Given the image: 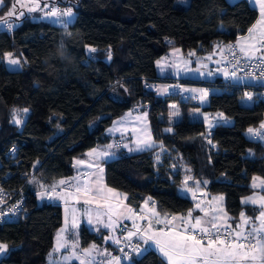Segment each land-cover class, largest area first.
<instances>
[{
	"label": "trees",
	"instance_id": "obj_1",
	"mask_svg": "<svg viewBox=\"0 0 264 264\" xmlns=\"http://www.w3.org/2000/svg\"><path fill=\"white\" fill-rule=\"evenodd\" d=\"M48 1L72 5L73 20L62 25L26 12L16 22L6 15L16 0H4L0 6V18L8 17L13 24L11 30L5 24L0 27V155L15 146L10 165L34 172L24 216L0 229V241L8 246L0 264L47 263L63 223V205L39 202L38 189L75 175L76 157L90 148L112 141L120 146L117 140L122 138L107 130L136 103L147 109L153 139L162 147L129 153L121 146L117 157L104 162L109 186L124 191L133 205L154 201L159 212L186 213L194 200L180 187L191 177L207 181L200 185L209 194L223 195L232 225L241 212L256 219L262 207L245 203L243 197L255 191L254 176L264 178V145L246 131L264 120V82L220 75L210 80L172 79L158 73L156 60L173 47L196 55L213 53L248 33L259 9L249 0ZM6 53L19 58L21 67H9ZM145 79L200 81L216 87L206 105L189 100L203 110L224 113L232 122H219L211 132L200 119L168 123L160 116L159 102L185 94L159 96L144 85ZM246 94L252 103L241 101ZM21 114L26 118L19 128L13 117ZM166 126L172 131H165ZM12 177L15 184L21 181L17 173ZM106 233L83 225L82 245L97 242L110 247L114 256L118 245L106 241ZM123 264L167 261L149 248Z\"/></svg>",
	"mask_w": 264,
	"mask_h": 264
},
{
	"label": "crops",
	"instance_id": "obj_2",
	"mask_svg": "<svg viewBox=\"0 0 264 264\" xmlns=\"http://www.w3.org/2000/svg\"><path fill=\"white\" fill-rule=\"evenodd\" d=\"M229 1L233 2L236 0H229ZM58 8H60L59 10L61 12H63L65 9L64 6H62V7L58 6ZM74 17L75 16H73V18ZM251 35L254 36V34H251ZM243 36H244V38H249L250 34L246 33ZM239 40L240 39H238V41ZM241 42H243V41H241ZM249 42H254V41H249ZM227 46H228V44L224 43L222 45H219L213 53H209L210 58L205 62L206 64L205 63L204 64L196 63L195 58H193L191 56H187V54L184 53L181 48L173 47L166 54H164L160 57V58L167 57V59H166V65L165 66L163 65V70L165 72L158 71V73L165 75V76H169V78H172V79L184 77V78H193V79H197V80H210V79H213L216 76L220 75L225 79L232 80V81H238L237 79L232 78L231 76L223 75V72L219 66L220 59H223L226 55ZM257 48H259V47L257 46ZM261 55H264V50L260 49V51H257L255 53V56H253V57H257V56H261ZM184 56L189 57L191 62L194 64V66L204 67V68L208 69L207 70L208 73L206 75H194V76L183 75L184 73H182V71H183L182 70V67H183L182 66V60H183ZM169 62H170V65L172 66V67H170V70L164 69V67H168ZM209 73H211V74H209ZM243 81L253 82V80L247 79V78H242V82ZM169 84H170L169 81L159 80L157 82L156 93L162 97L166 96L168 94ZM183 84H185V85H183ZM183 84H182V90H183V93L185 94V96L192 97L193 102L200 103L201 105H206L208 102V98H207L208 94L217 89L216 87H212L210 85L201 83L200 81H188V82H185ZM163 89H167V91H164ZM200 90H207V93H208L207 96L204 98L203 102L200 99V96L203 95V93ZM158 106H159V104H158ZM194 107H196V106H194ZM196 108L199 109V107H196ZM145 111L147 112V114ZM203 112L205 113V117H207V120L206 119H200V120H203L205 122L206 129L208 132H211L213 127L219 122H224V123H231L232 122V120L227 118L224 115V113H223V117L227 118V119L221 118L219 116V114L222 112H220V111L211 112V111L203 110ZM216 114H218L217 118L215 117ZM123 116L126 117L125 120L115 118L113 124H129L127 126L126 131H124L126 133L122 132V133H116V135H112L108 132V130H107V132L113 137L118 136L119 138H122V139L124 138V140H126V142L128 143V145H127L128 147H125V148H127V152H129V153L139 152V151H129V149L130 148L135 149L137 142L141 141L140 134H139L140 128H142L143 136L145 134L149 133L148 132V127H149L148 125L150 123H149L148 111L142 105H139L136 107L132 106L131 108H129L125 112V114ZM138 117H139V119H137ZM121 136H123V137H121ZM109 145H111L112 147L109 148L108 147ZM121 146L122 145L118 146L116 143H114V141H112L107 145L94 146V147L90 148L85 155L80 156V157H76V160H75L76 173H75V175H77L79 177L81 184H83L85 182V180H87L88 183L93 188L104 187L105 191L107 189H113L114 193L116 194L112 199L113 205H116L117 203H119L121 205L127 204L131 208L135 209L138 214L144 215L148 219L141 220L138 217H136L134 219H124L122 216L118 218L116 215H112L111 219L114 222L113 227L106 228V227H104V225L109 223V215L107 214L108 209L106 207L98 206V204L95 202H93L91 204H85L84 200L87 197L83 196L82 194L79 195V202H77V199L75 197H67L66 191H64L63 194L65 195L67 202L65 201V199H61V203L63 201L66 202L65 205H64V203L62 204L63 205V223L55 234L54 243H53V246L49 252V254H51V256L48 254V259H47L46 264H96L98 259L100 260V264H112V262L114 260L113 259L114 256L112 254V250L110 249V247L98 244L97 242H92L88 246H83L82 242H81V237H80V228L83 225H87L92 230H106V232H107L106 233V241L113 243L114 245H119L120 242L115 243V241L121 240L120 236L117 232L120 225L126 224V226L128 227V232L129 231L136 232V227L134 225H139L141 227V230L146 229L148 227V223H149V219H150L152 221L153 229H158L161 227L163 228V224H157L155 222L156 217H154L152 215V213L149 212L150 208L154 209L157 213H159L160 219L167 218L170 220L171 217H173V216L187 217L189 210H192L193 218L195 216H201L203 219L207 220L209 217H205L203 212H201L199 209L195 208V205L199 203L202 208L209 210L210 215L215 214V215L223 216L224 219L219 221L220 224L232 225L231 215L227 212V210L225 208L224 197L222 196L223 199L221 200V199H219L221 196H218L221 194H219V193L209 194V192L205 186H201L200 184L197 185V183H195V182H194V207L189 209L186 213L180 214V213L159 212L157 210L156 206L152 205L151 201H147V200H146L147 206H145V201H143L139 206L131 204L127 200V194L124 191L119 190L115 187L109 186L106 182V179H105V163L104 162L109 160V159L117 157L121 151V148H120ZM154 146L162 147V145L158 142H156L155 145L153 144V147ZM93 149L96 150V153L108 152V153H111L112 155L107 156V157H105V156H99L98 157L95 153H93L92 156H89L88 153L92 152ZM140 151H142V150H140ZM78 160H84L85 164H83V165L77 164L76 161H78ZM89 163L95 164V165H97V167H91L90 168L87 166ZM100 169H103V171L101 172ZM97 181H98V183H95ZM43 187H40L38 190L42 191ZM255 189H256L255 190V192H256L257 187H255ZM67 191L75 192L72 190H67ZM108 195H112V194H108ZM185 195H187V194H185ZM247 196H249V195H246L243 197V201L245 203L254 204L250 200H247V198H246ZM44 200H45V198H44ZM102 203L103 202L101 201V204ZM85 209L90 210V215L85 213ZM212 209H216V212L213 213L211 211ZM220 209H223V212H221ZM123 210L124 209L122 207H121V209H119V211H123ZM243 213L245 214L246 217H249L245 212H243ZM90 218L92 221L91 223L88 222ZM249 218H251V217H249ZM174 223L175 224H181V221L177 220V221H174ZM239 223H241L240 218L237 221V223L233 226L236 228V225ZM254 223L260 226L257 219L251 218L249 223L244 225L243 228L244 229H246V228L252 229L254 226ZM62 229L64 231L61 233ZM58 233H60L64 237L65 247L60 248L57 251L56 246H57V235H58ZM109 237H111V238L109 239ZM136 238L139 240L140 244L142 245L140 252H143L144 250H147L149 248H153L156 251H158L160 253V255L167 261L166 257L163 256V254L159 251V249L154 244L149 242V244L145 245L143 240L140 239V233H137ZM93 245H95V247H93ZM128 260L131 261V258ZM257 261H259V260H257ZM114 264H123V263H114Z\"/></svg>",
	"mask_w": 264,
	"mask_h": 264
},
{
	"label": "snow or ice",
	"instance_id": "obj_3",
	"mask_svg": "<svg viewBox=\"0 0 264 264\" xmlns=\"http://www.w3.org/2000/svg\"><path fill=\"white\" fill-rule=\"evenodd\" d=\"M21 0H16V3H20ZM261 5V14L262 19L257 22L259 25H264V0H259ZM4 0H0V6H3ZM16 3L12 4L11 10L6 14L8 17H12L16 14ZM34 9H29V11H33ZM72 8H67L63 12L58 9H51L47 16L56 17L58 22L65 23V21L60 20V17H68L71 18L73 16ZM20 16H23L24 13H19ZM4 24L7 25L8 29L13 28V24L9 23L6 19L0 18ZM255 25L253 29H249L250 36L249 38H240L237 42L239 45V51L243 53L245 58L251 59L255 56L257 51H260V48H257V44L264 47V27L261 28L258 37L252 36L253 30L255 29ZM243 41V42H241ZM254 41V42H249ZM230 49L233 46H228ZM90 52H95L96 49L91 48L89 49ZM8 57V63L10 65H20V60L13 58L12 53L5 54ZM233 58L235 57V52L232 53ZM112 55L111 52L108 53V59L111 60ZM259 59L264 62V56H260ZM159 63V62H158ZM240 64V60L236 59V65ZM241 71L243 69H240ZM211 74V73H209ZM225 75H229L227 72ZM231 77L235 79H240L237 77L236 70L231 72ZM261 75L264 76V69L261 70ZM167 91V89H163ZM203 95L201 97L202 101L207 96V90H200ZM248 98L251 99L250 94ZM175 107V105H173ZM25 113L28 112V109L23 110ZM146 115V114H145ZM173 115H179L178 111L174 112ZM219 116L223 117V113H220ZM15 124H21L23 121L19 118H16L14 115L13 117ZM139 119V117L137 118ZM207 120V117H205ZM227 119V118H224ZM264 128V124L261 125ZM167 132H171L172 129L168 128L165 129ZM248 133L259 135L261 139H264V133H258L256 130L249 128ZM208 143H212L211 140ZM109 148L112 146L109 145ZM124 147H128L124 145ZM153 147V143L151 142L150 138L148 141H138L135 149H129V151H140L151 149ZM15 151V148H13ZM95 153L98 157L99 156H111V153L104 152V153H96V150L93 149L92 152L88 153L89 156H92ZM77 164L83 165L85 164L84 160L76 161ZM88 167H97L95 164L89 163ZM102 172L103 169H100ZM71 180L76 181V183L72 184L69 180H61L59 184L64 185L68 184L70 188H74L75 192L66 191L67 197H75L77 202H79V195H83L87 197L84 200L85 204H91L93 202L97 203L98 206H103L108 209L109 215V223L105 224L104 227L109 228L113 227V221L111 219L112 215H116L118 218L123 217L124 219H134L138 217L141 220L148 219L144 215H140L136 212L135 209L131 208L127 204L121 205L117 203L116 205L112 204V199L116 195L113 189H107L105 191L104 187H97L93 188L87 180L83 184L79 182L78 177L70 178ZM191 179V177H186L185 185L187 186V180ZM95 183H98L95 182ZM200 183L207 184V181H198L197 185ZM43 187V185H41ZM55 192L56 196L60 199H65L66 197L61 192H56V186L53 185L51 188V192H44L41 191L38 193L39 197H44L48 195L51 198V193ZM112 194V195H108ZM151 199V198H149ZM219 199H223L220 197ZM252 203H256L257 201L251 199ZM101 201L103 202L101 204ZM260 203L262 207H264V197L260 198ZM145 206H147V201H145ZM121 207L124 209L123 211H119ZM196 209H199L201 212L204 213L205 217H209L207 220L203 219L201 216H195L193 218L192 210H189L187 217H177L173 216L171 219H160L159 213H157L154 209L150 208L149 212L152 213L154 217H156L155 222L157 224H164V228L153 229L152 221L149 219L148 227L146 229L141 230L139 225H134L136 227V232L129 231L127 233L126 239L131 240L137 233H140V239L143 240L145 245L151 242L154 244L159 251L163 254L164 257L167 259V264H241L242 261H256L259 260L260 264H264V211H261L259 216L256 217L257 220L260 221V227L256 228L253 227L250 231L245 232L243 226L248 224L250 219L246 217L243 212L240 214L241 223L236 225L237 230H231V225H222L219 221L223 220V216L219 215H210L209 210L204 209L198 203L195 205ZM17 210V206H14L12 209L13 214ZM213 213L216 212V209L211 210ZM223 212V209H220ZM85 213L90 215V210L85 209ZM7 213L0 211V216H6ZM99 215V214H98ZM180 220L181 224H175L174 221ZM91 223V218L88 221ZM169 225H171L169 227ZM221 228H223V233H221ZM64 230H61V233ZM231 237V239H230ZM111 237H109L110 239ZM255 241V243H253ZM119 240H116L115 243H119ZM65 247L64 237L58 233L57 235V246L56 250L58 251L60 248ZM95 247V245H93ZM7 248L6 245L0 244V253H3ZM51 256V254H49ZM113 259L119 261L120 257H114Z\"/></svg>",
	"mask_w": 264,
	"mask_h": 264
},
{
	"label": "built area",
	"instance_id": "obj_4",
	"mask_svg": "<svg viewBox=\"0 0 264 264\" xmlns=\"http://www.w3.org/2000/svg\"><path fill=\"white\" fill-rule=\"evenodd\" d=\"M5 28H7V25L5 24ZM11 30V29H8ZM238 40H232L229 41L227 44L228 46H233L231 49L227 46L226 55L223 59H220L219 66L223 72V75L227 72L231 76V72L233 70H236L237 77H240V79H237L238 82H242V78L247 79H253L257 83L264 82V76L261 75V70L264 69V62H262L259 57H252L251 59L245 58L243 53L239 51V45ZM257 46L264 50V47H261V45L257 44ZM235 52L236 59L240 60V64L236 65V59L233 58L232 53ZM187 56H191L195 58L197 63L204 64L209 58V54L202 53L196 55L194 51H188ZM264 56V55H261ZM206 64V63H205ZM240 69H243L242 71ZM144 85L149 88L152 91H157V83L151 79H145ZM183 93L182 90V84L180 81H172L169 84L168 87V94H180ZM133 106H139L138 103L134 104ZM121 120H125L126 117L121 115L117 117ZM264 124V120H262L258 125L253 126L252 129L256 130L258 133H264V128L261 127V125ZM252 138L258 140L260 143L264 145V139H261L259 135L252 134ZM117 143L119 145H128L126 140L118 139ZM13 148H15V151H13ZM16 156V147H12L10 150L4 152L3 155H0V211L7 213L6 216H0V229L1 227L11 221H17L21 217L24 216L26 212V199L28 196V184L33 180L34 172L33 171H27L25 169H19L18 171L13 168L10 163L13 162L14 158ZM18 174L19 179L21 180L19 183L15 184L13 183V177L15 174ZM78 177L77 175H67L62 178H60L58 181H56L53 184L45 185L42 188V191L48 193L51 192V188L53 185L56 186V192L63 193L65 190H72L75 191L74 188H70L68 184L61 185L59 184V181L61 180H69L70 183L74 184L76 181L71 180L70 178ZM79 178V177H78ZM80 182V179H79ZM45 200L52 201V202H61V199L56 196L55 192L51 193V198H49L48 195H45ZM152 205L155 206V202H151ZM14 206H17V210L13 214L12 209ZM171 225H169L170 227ZM231 230H237L233 225ZM165 225L163 224V228ZM251 228L244 229L245 232L250 231ZM118 234L120 236V243L118 245V251L114 255V257H120V260H113L112 264L114 263H123L127 261L128 259L132 258V256L136 253H139L141 251L142 245L140 244L139 240L134 236L131 240L126 239L127 233H128V227L123 224L120 225L118 228ZM221 233H223V228H221ZM264 235V234H262ZM231 239V237H230ZM3 242L0 241V244ZM255 243V241H253ZM96 264H100V260L98 259Z\"/></svg>",
	"mask_w": 264,
	"mask_h": 264
},
{
	"label": "rangeland",
	"instance_id": "obj_5",
	"mask_svg": "<svg viewBox=\"0 0 264 264\" xmlns=\"http://www.w3.org/2000/svg\"><path fill=\"white\" fill-rule=\"evenodd\" d=\"M249 1L253 5H255L256 7H258V9H259V17H258L257 21L250 28V29H253V26L254 25L256 26L255 29L253 30L252 34H254V36L258 37L261 28L264 27V25L257 24V22L262 19L261 5H260L259 0H249ZM58 5H59L58 3H51L48 0H21L20 3H16V14L13 15V17H14V20L17 22L18 18L21 17L19 15V13L23 12L25 14L26 12H28V13H32L35 18L49 19V20H51V21H53L55 23H58V24L68 25L73 20V16H75V11H74L72 5H66V4L64 5L63 4V6L65 7L64 10H66L67 8H72L73 13H74L71 18H68V17H60L59 18L60 20L65 21V23L58 22L56 17H50V16L46 15V13H48L53 8L59 10L60 8H58ZM29 9H34V10L33 11H29ZM7 19H8V17L6 18V20ZM3 26H4V23L2 22V20H0V27H3ZM248 33H249V31H248ZM242 37L244 38V36H241L240 38H242ZM5 58H6V62L9 65V67H11V68H19V67H21V62H20L19 66L10 65L8 63V57L6 55H5ZM13 58L19 59L17 57H13ZM166 59H167V57H162V58H159V59L156 60V67H157L158 71L165 72L163 70V65L164 66L166 65ZM182 66H183L182 67V70H183L182 73H184L183 75L194 76V75H206L208 73V71H207L208 69H206L204 67L194 66V64L191 62V60L187 56L183 57ZM170 67H172V66L170 65V62H169L168 67H164V69H169L170 70ZM183 85H185V84H183ZM201 97L202 96H200V99H201ZM201 101H202V99H201ZM203 101H204V99H203ZM241 101L243 103H246V104H250V103L253 102L252 98L249 99L248 96L242 97ZM173 105H175V107H173ZM159 110H160L161 118H163L168 123H171V122L177 121V120L205 119V113L203 112V110L200 107H199V109L194 107V105L191 104V102L189 100V97H187L185 95L184 96L181 95L180 98H178V99L160 101ZM177 111H178L179 115L178 116L177 115H173V113L177 112ZM146 114H147V112H146ZM215 117L217 118L218 114H216ZM16 118H19V119H21L23 121V123L19 124V128H22L23 124L25 122L26 115L25 114L17 115ZM128 125L129 124H112L108 128V132L110 134H112V135H116V133H122V132L126 131ZM148 126H149L148 127V132L149 133H147V134L144 133L145 134L144 136L142 134V128H140L139 134H140L141 141H148L149 138H150L151 142L155 145L156 141L153 139L151 128H150V124ZM168 128H171V126H166V129H168ZM124 133H126V132H124ZM246 134L249 137H252V134L248 133V130H247ZM123 136H121V137H123ZM194 182H195L194 180L193 181L188 180L187 181V186L184 183L180 187V192L182 194H187V195L191 196V198L193 200H194ZM195 183H197V181ZM252 185L257 187V191L256 192L254 191L255 193L253 192V193L249 194V196H247L246 198H247V200H250L249 198L256 200L257 202L255 204H258V205L261 206L260 198L264 197V193L262 192V189L264 188V178L262 176H260V175L254 176V178L252 180ZM40 192L41 191L38 190V193H40ZM38 193H37V196H38L39 202H43L45 197H42V198L39 197ZM218 196L222 197L223 195L221 194V195H218ZM63 203H64V205L66 204L65 201H63L62 204ZM261 211H264V207H262ZM180 214H182V213H180ZM259 214H258V216H259ZM258 222L260 224L259 220H258ZM253 227L258 228L260 226L254 223ZM2 244L7 246L6 243H2ZM7 249H8V246H7V248L5 249V251L3 253H0V256H4L6 251H7ZM241 264H260V261H257V260L256 261H251V260L242 261Z\"/></svg>",
	"mask_w": 264,
	"mask_h": 264
},
{
	"label": "water",
	"instance_id": "obj_6",
	"mask_svg": "<svg viewBox=\"0 0 264 264\" xmlns=\"http://www.w3.org/2000/svg\"><path fill=\"white\" fill-rule=\"evenodd\" d=\"M49 201H50V199H49Z\"/></svg>",
	"mask_w": 264,
	"mask_h": 264
}]
</instances>
